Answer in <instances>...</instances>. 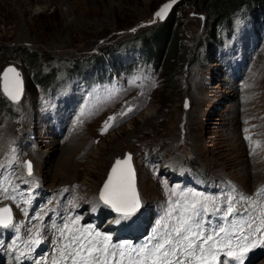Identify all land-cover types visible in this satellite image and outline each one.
Here are the masks:
<instances>
[{"label":"rangeland","instance_id":"374dc122","mask_svg":"<svg viewBox=\"0 0 264 264\" xmlns=\"http://www.w3.org/2000/svg\"><path fill=\"white\" fill-rule=\"evenodd\" d=\"M166 1L0 0V71L5 66L19 69L24 88L14 103L0 91V164L15 163L23 173L25 162H31L43 188L69 190L71 202L83 205L97 200L114 158L126 153L131 154L137 192L148 214L153 205L164 202L166 186L174 189L172 170L181 164L209 178H230L243 188L247 206L257 202L256 208L264 209V192L257 185L264 182V150L248 147L254 138L251 131L255 137L258 132L264 136V31L258 36L248 16L236 13L232 33L224 27L212 35L211 11L220 2L203 8L199 0H176V41L183 58L174 76L176 85L170 87L161 70L165 62L152 67L136 36H146L165 21L167 16L160 21L153 15ZM105 48L110 52L100 55ZM24 50L39 55L40 61L28 64ZM38 65L43 74L54 71L48 87L62 79H71L72 86L76 79L68 74L91 82L94 92L68 136L58 119L61 132L58 138L52 136L50 127H57L51 115L46 119L49 131L35 122L34 103L47 88L34 78ZM245 67L252 99L239 105V94L227 89L225 79ZM106 124L111 125L107 130ZM247 125L254 127L248 130ZM29 134L36 144L33 151V144L20 143L30 139ZM27 149L32 152L21 153ZM12 213L14 220L20 218L17 206ZM210 223L208 230L219 228V220ZM157 225L160 221L150 229ZM7 231L2 229L0 238ZM152 231L149 244L160 240L159 232ZM19 248L24 253L32 246ZM259 262L264 264L263 255L251 264Z\"/></svg>","mask_w":264,"mask_h":264},{"label":"snow or ice","instance_id":"6c2138e0","mask_svg":"<svg viewBox=\"0 0 264 264\" xmlns=\"http://www.w3.org/2000/svg\"><path fill=\"white\" fill-rule=\"evenodd\" d=\"M171 7V4H165L156 16L163 19ZM2 87L4 94L13 102H19L23 93V82L15 68L4 70ZM187 106L186 102L185 107ZM128 111L132 109L129 108ZM109 120H115V117H110ZM109 126L111 125L106 124L105 130ZM131 161V154H127L123 160L117 159L99 193V200L103 205L118 214L116 223L132 218L141 208ZM26 167L28 175L31 176V162H27ZM261 192H264V189H261ZM240 199L248 198L241 195ZM209 203L205 198L203 202L192 204L191 215L187 219H181L162 240H156L149 246L142 245L139 249L132 247L130 251H125L122 245H110V237H103L104 242L101 243L98 239L101 237L100 232H95L93 236L90 229L85 228L80 230L79 235H71L69 243L64 245L62 255L66 256L70 264H209L210 260L214 264H245L248 253L264 245V235L259 238L256 236L261 232V228L252 229V224L248 223L246 226L250 231L245 232L244 226L241 225L231 234V238L224 239L221 237V234L225 233L223 227L208 231V228H211L210 215L209 221L203 222V216L209 213ZM95 210L94 207L93 211ZM234 212V205L230 203L227 214L231 216ZM246 212L245 209L244 213L236 214L243 218ZM78 219L79 217L76 218ZM12 225L11 208H0V228H9ZM61 236L65 237L64 231H61ZM38 237L39 232L37 238L30 243L39 244L41 241ZM221 256L223 259H220Z\"/></svg>","mask_w":264,"mask_h":264},{"label":"trees","instance_id":"16d2710c","mask_svg":"<svg viewBox=\"0 0 264 264\" xmlns=\"http://www.w3.org/2000/svg\"><path fill=\"white\" fill-rule=\"evenodd\" d=\"M203 2V8L208 7V4L212 6L215 0H199ZM219 3V8L216 10L212 7V26L210 33L213 35L217 27H226L228 30L231 29L232 15L236 13H241L242 17L244 15L248 18L261 22L264 21V0H217ZM178 3V2H177ZM176 3V4H177ZM175 4V5H176ZM172 7L170 13L167 15L165 21L158 25L157 27L150 30V32L145 36V33L136 34L138 36L140 45L144 49V52L152 60V65L156 68L161 66L160 62L164 61L165 65L161 69L165 79L170 87L176 85L175 74L178 72V68L182 62V53L179 52V48L176 41V29L178 23L174 16V8ZM223 15H220L221 13ZM149 46L153 47V51L149 49ZM147 48V49H145ZM109 49V48H108ZM108 49H102L99 51L100 55L104 53H109ZM102 52V53H101ZM24 60L28 64H35L40 61V56L33 54L24 50ZM40 65L35 73V80L44 85H48L50 82L49 78L52 74H43L40 71Z\"/></svg>","mask_w":264,"mask_h":264},{"label":"water","instance_id":"95a60500","mask_svg":"<svg viewBox=\"0 0 264 264\" xmlns=\"http://www.w3.org/2000/svg\"><path fill=\"white\" fill-rule=\"evenodd\" d=\"M175 1H176V0H168V1H166L164 4H162V5L159 7V9L155 12V14H154L153 16L155 17V16H156V13L159 12V11L161 10V8H162L165 4H171V5H172ZM169 10H170V8L167 10V12H166V14L164 15V17L167 15V13L169 12ZM157 17H158V16H157ZM158 19H159V20H162L160 17H158ZM9 67H12V66H5V67H3L2 70L0 71V89H1V91H2L3 94H4V92H3V87H2V75H3L4 70L7 69V68H9ZM12 68H15V67H12ZM15 69H16V70L19 72V74H20L19 69H17V68H15ZM10 75H11V74H10ZM20 78H21V80H22V76H21V74H20ZM4 95L7 96L6 94H4ZM7 97H8V96H7ZM8 98H9V97H8ZM9 100L12 101L10 98H9ZM126 155H127V154H125L124 158H121V160L125 159V158H126ZM117 159H120V158H115V159H114V161H113V163H112V165H111V168H112L113 164L115 163V161H116ZM111 168H110V170H111ZM110 170H109V173H110Z\"/></svg>","mask_w":264,"mask_h":264},{"label":"bare ground","instance_id":"6f19581e","mask_svg":"<svg viewBox=\"0 0 264 264\" xmlns=\"http://www.w3.org/2000/svg\"><path fill=\"white\" fill-rule=\"evenodd\" d=\"M57 127V126H56ZM61 132V131H60ZM60 132H59V134H60ZM73 150V149H72ZM71 150V151H72ZM96 163H98V162H96ZM90 175V174H89ZM91 176V175H90ZM20 181H22L21 179H20ZM143 187H144V191H145V189H146V185L145 184H143ZM137 189V188H136ZM3 229H6V228H3ZM20 249V248H19ZM22 249H24V248H22ZM20 253H22V252H20ZM23 254V253H22ZM62 257H64L63 255H62ZM259 264H261L260 262H259Z\"/></svg>","mask_w":264,"mask_h":264}]
</instances>
